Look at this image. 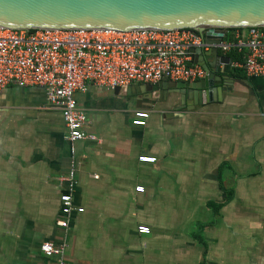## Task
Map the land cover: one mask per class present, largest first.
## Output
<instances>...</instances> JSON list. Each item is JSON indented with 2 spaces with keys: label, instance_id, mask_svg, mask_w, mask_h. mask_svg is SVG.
<instances>
[{
  "label": "crops",
  "instance_id": "1",
  "mask_svg": "<svg viewBox=\"0 0 264 264\" xmlns=\"http://www.w3.org/2000/svg\"><path fill=\"white\" fill-rule=\"evenodd\" d=\"M229 57L221 100L187 112L159 92L78 93L97 140L77 142L74 158L43 88L3 89L0 264H60L41 251L47 241L66 246L65 264H264V79L238 77ZM139 112L149 114L145 126L134 123ZM68 192L74 209L65 216ZM211 203L224 205L215 213ZM198 223L209 224L207 252L195 239Z\"/></svg>",
  "mask_w": 264,
  "mask_h": 264
},
{
  "label": "built area",
  "instance_id": "2",
  "mask_svg": "<svg viewBox=\"0 0 264 264\" xmlns=\"http://www.w3.org/2000/svg\"><path fill=\"white\" fill-rule=\"evenodd\" d=\"M231 29V30H229ZM219 44L206 42L192 28L155 29H16L0 26V92L9 85L41 87L49 103L61 112L66 126L65 139L71 145L83 140H97L85 130L87 114L79 107L76 95L89 86L110 90L126 89L134 84H155L163 80L194 82L205 76L204 69L194 64L191 49L206 51L218 47L223 55L237 53L232 61L247 78L264 79V27L227 28ZM149 114L137 113L136 125L145 126ZM142 162H155L147 156ZM70 188L76 184L75 163L66 177ZM63 214L73 209L71 193L61 196ZM82 213L83 208H78ZM67 227V220L58 223ZM141 234H150L139 226ZM41 251L58 257L60 264L65 245L44 242Z\"/></svg>",
  "mask_w": 264,
  "mask_h": 264
},
{
  "label": "water",
  "instance_id": "3",
  "mask_svg": "<svg viewBox=\"0 0 264 264\" xmlns=\"http://www.w3.org/2000/svg\"><path fill=\"white\" fill-rule=\"evenodd\" d=\"M0 26L16 29H155L192 28L206 42L219 44L224 29L264 27V0H0ZM205 76L194 82L163 80L134 84L129 92L161 101L177 96L175 112L221 100L227 90L222 64L231 61L218 47L191 49ZM211 56L212 62L205 59ZM119 90V88L115 89ZM174 115V114H171Z\"/></svg>",
  "mask_w": 264,
  "mask_h": 264
},
{
  "label": "trees",
  "instance_id": "4",
  "mask_svg": "<svg viewBox=\"0 0 264 264\" xmlns=\"http://www.w3.org/2000/svg\"><path fill=\"white\" fill-rule=\"evenodd\" d=\"M229 30H231V29H229ZM229 56H231L234 61H240V59H241L240 58V55L237 54V53H230ZM233 70H234V73L235 74L237 73V76L238 77H240V78L247 77L242 69L234 68ZM232 196H233V192L232 191L228 192V199H227V201H229L232 198ZM223 205L224 204L211 203V204H209V207L216 213V212L219 211V209ZM207 225H209V224H206V223H198L197 224L198 232L195 235V239L197 240V242L200 245H202L203 247H205L206 252H207V249H208V245H207V242H206V240H205V238L203 236L202 231L207 227Z\"/></svg>",
  "mask_w": 264,
  "mask_h": 264
}]
</instances>
